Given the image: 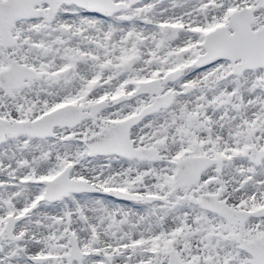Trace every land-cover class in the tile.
I'll return each mask as SVG.
<instances>
[{"label":"snow or ice","instance_id":"snow-or-ice-1","mask_svg":"<svg viewBox=\"0 0 264 264\" xmlns=\"http://www.w3.org/2000/svg\"><path fill=\"white\" fill-rule=\"evenodd\" d=\"M0 264H264V0H0Z\"/></svg>","mask_w":264,"mask_h":264}]
</instances>
